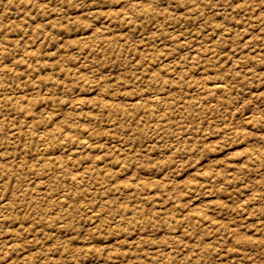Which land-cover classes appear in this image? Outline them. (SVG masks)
Segmentation results:
<instances>
[{
	"label": "rangeland",
	"instance_id": "374dc122",
	"mask_svg": "<svg viewBox=\"0 0 264 264\" xmlns=\"http://www.w3.org/2000/svg\"><path fill=\"white\" fill-rule=\"evenodd\" d=\"M0 264H264V0H0Z\"/></svg>",
	"mask_w": 264,
	"mask_h": 264
}]
</instances>
